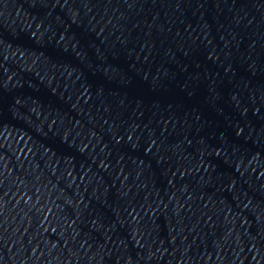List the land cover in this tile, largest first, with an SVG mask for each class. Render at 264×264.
Returning a JSON list of instances; mask_svg holds the SVG:
<instances>
[{
	"label": "water",
	"instance_id": "obj_1",
	"mask_svg": "<svg viewBox=\"0 0 264 264\" xmlns=\"http://www.w3.org/2000/svg\"><path fill=\"white\" fill-rule=\"evenodd\" d=\"M237 6L264 15V0H224Z\"/></svg>",
	"mask_w": 264,
	"mask_h": 264
}]
</instances>
